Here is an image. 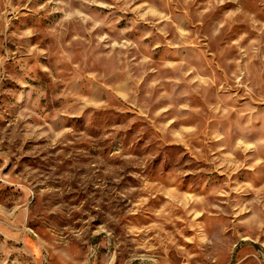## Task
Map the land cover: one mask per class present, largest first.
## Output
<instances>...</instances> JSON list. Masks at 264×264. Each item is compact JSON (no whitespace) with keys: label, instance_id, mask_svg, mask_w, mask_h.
Returning a JSON list of instances; mask_svg holds the SVG:
<instances>
[{"label":"rangeland","instance_id":"obj_1","mask_svg":"<svg viewBox=\"0 0 264 264\" xmlns=\"http://www.w3.org/2000/svg\"><path fill=\"white\" fill-rule=\"evenodd\" d=\"M264 264V0H0V264Z\"/></svg>","mask_w":264,"mask_h":264},{"label":"built area","instance_id":"obj_2","mask_svg":"<svg viewBox=\"0 0 264 264\" xmlns=\"http://www.w3.org/2000/svg\"><path fill=\"white\" fill-rule=\"evenodd\" d=\"M14 264H17V263H14ZM185 264H188V263H185Z\"/></svg>","mask_w":264,"mask_h":264}]
</instances>
